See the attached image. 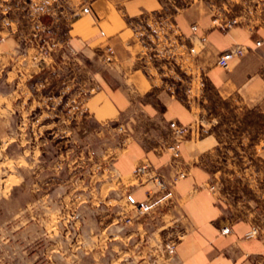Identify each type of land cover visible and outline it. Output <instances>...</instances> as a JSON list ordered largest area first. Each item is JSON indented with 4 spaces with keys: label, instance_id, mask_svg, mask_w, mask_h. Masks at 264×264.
I'll return each instance as SVG.
<instances>
[{
    "label": "rangeland",
    "instance_id": "rangeland-1",
    "mask_svg": "<svg viewBox=\"0 0 264 264\" xmlns=\"http://www.w3.org/2000/svg\"><path fill=\"white\" fill-rule=\"evenodd\" d=\"M159 3L157 11L130 19L142 55L138 65L184 101L194 96L200 115L216 121L224 144L222 157L211 166L222 201L232 217L250 215L262 225L264 160L256 149L264 147L262 142L256 149L253 145L264 118L220 101L202 76L196 93L197 84L189 82L181 61L189 44L177 31V21L186 8L201 3L212 11L213 24L264 27V0ZM34 8L32 0H0V27L12 29L13 37L17 31L25 35L17 52L0 49V264H143L132 252L153 242L149 234L136 239L128 227L133 213L146 215L152 205L138 212L127 193L112 183L116 176L106 163L108 154L126 147L125 130L98 123L80 107L95 89L96 71L111 65L113 53L106 49L102 67H97L69 51L61 44L68 21L62 13L55 47L46 30L27 35ZM40 20L45 26L50 21L46 14Z\"/></svg>",
    "mask_w": 264,
    "mask_h": 264
},
{
    "label": "crops",
    "instance_id": "crops-1",
    "mask_svg": "<svg viewBox=\"0 0 264 264\" xmlns=\"http://www.w3.org/2000/svg\"><path fill=\"white\" fill-rule=\"evenodd\" d=\"M34 4L37 14H33L34 22L27 35L36 36L46 30L55 47V30L62 13L68 21L61 44L69 51L97 67H102L103 53L107 50L113 53L111 65H103L102 70L96 71L95 89L81 100L80 107L98 123H111L115 130L121 127L125 130L126 147L108 154L106 163L117 179V183L115 180L112 183L127 193L131 204L152 205L146 215L133 213L128 227L136 239L149 234L153 242L143 248L138 245L136 252H132L143 258L137 261L143 264H251L253 260L264 263V224H257L250 215L232 217L215 185V170L211 165L217 157H222L219 150L224 144L214 128L216 121L200 115L194 96L184 101L172 88L163 85L161 79L158 83L138 65L142 55L138 53L139 45L133 42L130 19L157 11L159 0H32ZM84 6L89 8V13L82 11ZM45 14L50 20L47 26L40 20V15ZM212 17L209 7L201 3L189 6L179 15L177 31L189 44L186 56L181 59L186 63L189 82L193 86L197 84L198 93L202 76L203 83L220 101L264 118V27L235 24L222 30L213 24ZM191 25H196V29ZM11 30L0 27L3 37L0 49L6 53L13 49L17 52L22 44L23 32L17 31L13 37ZM234 47L242 48V55L229 60L227 67L220 66L219 56ZM63 83L65 89L70 88L66 81ZM171 121L191 127L176 155L167 148L173 141ZM254 140L256 149L264 141V127ZM256 151L264 160V148ZM145 161L158 170L170 200L168 195L161 199L165 192L148 176H132L134 168ZM155 217H159L157 227L153 223ZM226 226L230 231L222 233ZM253 226L258 228V235L245 238ZM170 235L173 237L169 240L175 245L173 253L165 245ZM175 237L179 239L173 240Z\"/></svg>",
    "mask_w": 264,
    "mask_h": 264
},
{
    "label": "built area",
    "instance_id": "built-area-1",
    "mask_svg": "<svg viewBox=\"0 0 264 264\" xmlns=\"http://www.w3.org/2000/svg\"><path fill=\"white\" fill-rule=\"evenodd\" d=\"M84 12H89V8L88 7H84L83 8ZM215 25H217L220 29L222 30H226L229 29L234 23L233 22H227V23H221V22H217L214 21ZM192 29H196V25H192ZM243 53V49L240 47H234L224 53H222L219 56V60H218V64L220 66L223 67H227L228 66V62L229 60H231L232 58L236 57V56H240ZM170 129L173 135V141L171 144H169L167 146L168 150H170L173 154H177L178 153V146L179 144L185 140L189 134V132L191 131V127L187 126V125H182L176 121H171L170 122ZM262 146L264 147V141L262 142ZM133 175L134 177H139L142 175L148 176L151 180H153L157 186L159 187V189L162 192H168L167 191V185L164 183V181L162 180L158 170L156 168H154L150 163L148 162H143L139 165H137L134 170H133ZM180 176H183V174H180ZM168 195V193H166ZM135 208L137 209L138 212H142L145 211L149 208L148 203L146 202H141V203H137L134 205ZM230 231V228L228 226L223 227L221 229L222 233H228ZM259 233V230L257 227H252L246 234H245V238L250 239V238H255ZM167 251L169 253H173L174 252V244L169 243L166 245ZM251 264H264V263H260L258 261H251Z\"/></svg>",
    "mask_w": 264,
    "mask_h": 264
}]
</instances>
